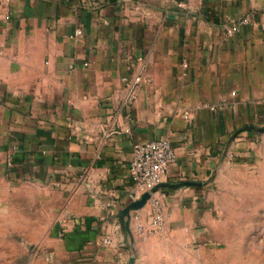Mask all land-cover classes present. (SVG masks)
Returning <instances> with one entry per match:
<instances>
[{
    "label": "crops",
    "instance_id": "obj_1",
    "mask_svg": "<svg viewBox=\"0 0 264 264\" xmlns=\"http://www.w3.org/2000/svg\"><path fill=\"white\" fill-rule=\"evenodd\" d=\"M159 139L163 183L198 185L161 188L166 225L143 237L129 164ZM0 180L53 206L25 264H258L227 202L264 201V0H0Z\"/></svg>",
    "mask_w": 264,
    "mask_h": 264
},
{
    "label": "rangeland",
    "instance_id": "obj_2",
    "mask_svg": "<svg viewBox=\"0 0 264 264\" xmlns=\"http://www.w3.org/2000/svg\"><path fill=\"white\" fill-rule=\"evenodd\" d=\"M242 195L249 197L248 193ZM227 204L230 226L241 224L242 241L257 242L258 264H264V214L258 210L254 216L255 205L264 209V201L241 200ZM52 207L42 199L36 187L0 180V264H17L19 261L25 264L27 258L41 255L40 245L55 222ZM238 213L241 216H237ZM233 228L229 237L237 240L238 233ZM241 251L242 256H248L250 250L246 247Z\"/></svg>",
    "mask_w": 264,
    "mask_h": 264
},
{
    "label": "built area",
    "instance_id": "obj_3",
    "mask_svg": "<svg viewBox=\"0 0 264 264\" xmlns=\"http://www.w3.org/2000/svg\"><path fill=\"white\" fill-rule=\"evenodd\" d=\"M11 0H6L10 4ZM184 3H179L178 8H185ZM10 19V17H7ZM248 23L243 20L239 23L231 24L228 28V34L233 35L240 30L241 25ZM82 30L75 31L74 37H81ZM142 81L141 75L135 77L132 81L123 78L128 86L126 102H134L137 97L138 86ZM176 151L172 143L167 139H159L138 144L134 147V155L129 164V175L134 185V191L131 194L132 202L139 200L143 194L151 192L157 186L163 183L169 174L171 165L175 162ZM148 204L150 205V219L144 223L138 216L135 217V227L140 236L151 237L161 232L166 225V215L162 197L155 193L152 195ZM105 245H111L110 240H105Z\"/></svg>",
    "mask_w": 264,
    "mask_h": 264
},
{
    "label": "water",
    "instance_id": "obj_4",
    "mask_svg": "<svg viewBox=\"0 0 264 264\" xmlns=\"http://www.w3.org/2000/svg\"><path fill=\"white\" fill-rule=\"evenodd\" d=\"M196 185L198 184L192 183V182H185V183L176 184V185L162 183L159 186H157L155 189H153L151 192H147L143 194L139 200L132 202L130 206L126 209V212L123 215V219L128 218L130 220L131 218L130 213L133 211H139L140 209L145 207L148 204L149 200L151 199L152 195L159 192L161 188L171 187V188L178 189V188H185V187L196 186ZM126 225L127 226L129 225V221L126 223ZM134 263H135V258L133 257L131 258L129 264H134Z\"/></svg>",
    "mask_w": 264,
    "mask_h": 264
}]
</instances>
